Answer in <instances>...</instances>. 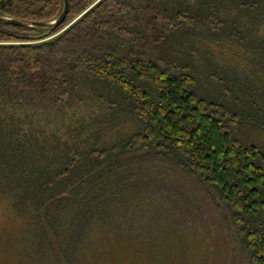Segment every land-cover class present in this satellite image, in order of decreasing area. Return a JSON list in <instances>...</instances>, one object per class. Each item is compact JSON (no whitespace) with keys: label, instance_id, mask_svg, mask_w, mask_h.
<instances>
[{"label":"trees","instance_id":"1","mask_svg":"<svg viewBox=\"0 0 264 264\" xmlns=\"http://www.w3.org/2000/svg\"><path fill=\"white\" fill-rule=\"evenodd\" d=\"M68 3L54 30L0 24V198L24 226L18 250L17 232L0 241L15 264H86L96 246L134 260L147 220L188 227L184 198L217 214L234 257L264 264V0ZM62 10L0 0L8 19Z\"/></svg>","mask_w":264,"mask_h":264},{"label":"rangeland","instance_id":"2","mask_svg":"<svg viewBox=\"0 0 264 264\" xmlns=\"http://www.w3.org/2000/svg\"><path fill=\"white\" fill-rule=\"evenodd\" d=\"M94 105L96 107L95 103ZM83 106H81V115L86 114V112L88 113L87 105ZM72 111L74 109L68 112ZM200 200V198L182 199L185 203L190 204L189 208H193L195 213L188 220L186 224L188 227L185 226V229L180 228L179 230L175 228L176 226L173 227L172 220L168 222L163 221V227L157 226L156 219H152L151 222L147 220V225L142 227L144 240L139 247L140 255L138 254V258L135 257L134 260L132 258L126 259L122 251H117L113 253L114 258L111 257L109 259L107 252L96 246L92 251L86 252L87 258L84 259V262L86 264H150L148 258H153L154 263L151 264H247L246 257L241 256L240 253H238L237 257H234L232 251L234 250L233 241H230L231 238L226 232H223V228L216 229L217 214H213L214 216H212L209 214L211 212L208 211L207 214L209 216H207V214L205 215L193 206V204L198 205V201ZM169 205H172V203ZM10 206L11 204L7 199L0 198V234L8 230L10 236L14 237L16 235L14 233L17 232L18 235V231L23 229L24 226L22 225V221L11 214ZM182 221L179 220L180 225H183ZM220 224H224V222L220 220ZM18 240H20L19 235L18 239L14 238L13 240L12 248L14 250H18ZM11 242L12 239L8 244L5 241H0V264H15L18 259L19 261L21 260V256H18L11 249ZM220 245L221 247H219ZM9 249L13 252L10 251L7 254L6 250ZM82 255L83 252L80 254L81 259ZM81 259L78 264H81ZM27 262L25 264H29Z\"/></svg>","mask_w":264,"mask_h":264},{"label":"water","instance_id":"3","mask_svg":"<svg viewBox=\"0 0 264 264\" xmlns=\"http://www.w3.org/2000/svg\"><path fill=\"white\" fill-rule=\"evenodd\" d=\"M69 3L68 0H63V10L60 16L52 22H31L27 20L8 19L0 17V24L10 25L15 27L39 28L44 30H54L60 27L67 16Z\"/></svg>","mask_w":264,"mask_h":264}]
</instances>
